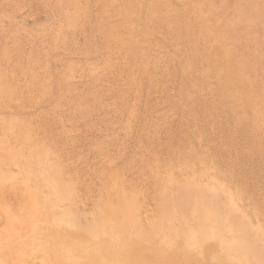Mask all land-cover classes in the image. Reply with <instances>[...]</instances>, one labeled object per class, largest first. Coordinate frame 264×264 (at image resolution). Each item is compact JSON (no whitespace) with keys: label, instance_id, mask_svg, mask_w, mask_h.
Segmentation results:
<instances>
[{"label":"rangeland","instance_id":"1","mask_svg":"<svg viewBox=\"0 0 264 264\" xmlns=\"http://www.w3.org/2000/svg\"><path fill=\"white\" fill-rule=\"evenodd\" d=\"M6 255L264 264V0H0Z\"/></svg>","mask_w":264,"mask_h":264},{"label":"bare ground","instance_id":"2","mask_svg":"<svg viewBox=\"0 0 264 264\" xmlns=\"http://www.w3.org/2000/svg\"><path fill=\"white\" fill-rule=\"evenodd\" d=\"M210 67L212 68V70L215 72V75H216V77H215V80H216V85L215 84H213V82L211 81V88H212V90H213V93L220 99V100H224L225 98H228V97H230V91H228V86H227V84L228 83H226V80L227 79H229V78H232L231 77V73L229 72V71H227V70H225V68H220L218 65H216V64H214V63H212V64H210ZM223 103V102H222ZM3 180V181H2ZM1 181L2 182H5L4 181V179H2L1 178ZM205 211V210H204ZM181 217V216H180ZM203 220V219H202ZM206 219H204V221H205ZM203 223H205V222H203ZM206 224H207V222H206ZM75 226V225H74ZM204 227H206V226H204ZM209 229V228H208ZM174 232H175V230H174ZM177 233V232H176ZM216 233V232H215ZM217 234H218V232H217ZM173 236V235H172ZM171 236V237H172ZM207 236H211V237H215L216 235L215 234H213V235H210V234H208ZM210 237V238H211ZM172 239V238H171ZM197 239V238H196ZM173 240V239H172ZM170 241V242H173V241ZM194 242V241H193ZM197 242V241H196ZM243 242V241H242ZM221 245H224V247H227V250H228V248L230 247V245H232L233 247L234 246H237L238 244L236 243V241H234L233 240V242H231V243H228V242H226L225 243V241H221V243H220ZM239 247L241 246V245H238ZM237 246V247H238ZM238 247V248H239ZM191 248V247H190ZM196 248V247H195ZM195 248H194V250H195ZM245 248V247H244ZM230 249V248H229ZM233 249V248H232ZM240 249V248H239ZM242 249H243V247H242ZM98 250V249H97ZM224 250V249H223ZM236 250H237V248H236ZM235 250V251H236ZM99 251V250H98ZM229 251V250H228ZM240 251V250H239ZM91 252H93V256L95 255V253L97 252L96 250H91V251H89V253H91ZM95 252V253H94ZM122 252V251H121ZM233 252H234V250H233ZM88 253V254H89ZM100 253V252H99ZM124 252H122V254H123ZM229 255H228V258H233V259H238V257H233L234 256V253H232V252H230L229 251V253H228ZM236 254L237 253H235V256H236ZM90 255V254H89ZM99 255V256H98ZM92 256V257H93ZM96 256H97V260H99V258L101 259V257H100V254H96L94 257H95V259H96ZM227 257V256H226ZM44 258V257H43ZM42 257L41 258H37V257H35V258H27V257H22V256H0V264H68V263H70V261H72V259H69V261H66L67 263H65V259L64 260H60V257H57V259H56V257H53V259H51V258H48V257H46L47 259H43ZM59 258V259H58ZM76 261L77 260H75V264H76ZM239 261H240V259H239ZM73 262L74 261H72L71 262V264H73ZM78 262V261H77ZM254 262V261H253ZM79 263V262H78ZM77 263V264H78ZM81 263V262H80Z\"/></svg>","mask_w":264,"mask_h":264}]
</instances>
